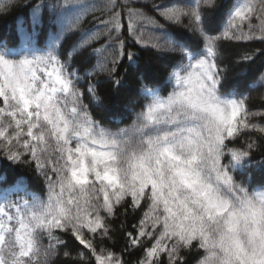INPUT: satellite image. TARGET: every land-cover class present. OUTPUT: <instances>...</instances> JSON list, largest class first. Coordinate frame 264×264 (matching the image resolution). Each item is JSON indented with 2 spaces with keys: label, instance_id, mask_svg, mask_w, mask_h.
Returning a JSON list of instances; mask_svg holds the SVG:
<instances>
[{
  "label": "snow or ice",
  "instance_id": "obj_1",
  "mask_svg": "<svg viewBox=\"0 0 264 264\" xmlns=\"http://www.w3.org/2000/svg\"><path fill=\"white\" fill-rule=\"evenodd\" d=\"M218 7L216 0L153 3L167 25L187 20L193 42L167 31L138 0H55L33 8L32 33L18 26V47L0 41V157L33 164L46 184L42 196L23 178L8 184L0 175V264H52L67 244L59 233L82 246L81 264H126L105 243L121 206L142 211L131 230L121 225L125 250L142 253L137 264H188L192 253L195 264H264V179L251 171L264 139L248 135L264 137V124L253 119L264 111L226 87L220 47L224 40L264 41V0H235L222 27L211 19ZM44 8L58 30L41 47L35 28ZM97 11L103 31L81 32L62 54L65 34ZM101 37L104 45L93 47ZM128 38L170 54L169 70L163 81L142 77L131 108L106 124L90 110L100 102L94 77L107 73L119 87L118 63H135ZM89 49L98 60L81 76L72 59ZM256 56L264 49L241 60Z\"/></svg>",
  "mask_w": 264,
  "mask_h": 264
},
{
  "label": "trees",
  "instance_id": "obj_2",
  "mask_svg": "<svg viewBox=\"0 0 264 264\" xmlns=\"http://www.w3.org/2000/svg\"><path fill=\"white\" fill-rule=\"evenodd\" d=\"M55 0H0V4L4 6V10L0 11V41H7L9 46L18 47L22 41V36L18 34V26L23 25L29 33L33 32L32 12L37 4L49 5ZM89 4L101 5L104 0H85ZM235 0H216L218 8L214 10V15L211 17L213 23L217 27H222L225 15L229 8L234 4ZM153 3L165 5L169 4L170 0H138V4L143 7V11L147 15L154 16L160 23L165 24L167 31L174 32L182 36L184 39L195 42V37L187 27V20L184 25H167L158 13L152 10ZM105 17L101 12L97 11L94 15L89 14L84 17L79 28L71 33H66L61 46V53L66 54L80 39V33L83 31L100 30L103 31L101 19ZM54 16L51 9L44 8L40 23L35 28V36L39 41V46L43 47L48 41L51 34L58 30L54 23ZM254 23L258 21L254 20ZM149 30H152L149 26ZM127 36L126 31L122 34ZM104 37H101L93 47H102L105 43ZM126 51H131L135 57V63L130 64L125 57L121 60L114 74L115 79L120 80V85L117 87L111 82L107 73H103L94 77V82L97 83V94L100 97V102H89L85 98V103H90V110L96 119H102L107 124L113 116L125 112L126 108H131L134 101L137 99V92L140 86L141 78H146L145 83L151 81H163L168 73V64L171 59L170 54L158 52L151 47L136 44L130 38L126 39ZM222 51V60L226 67L227 81L226 87L234 88L239 93L249 97L248 106L253 111H264V56H256L252 61H242L241 57L245 53H255L258 50L264 49V41H234L224 40L220 44ZM92 49L87 52L77 54L72 59L73 66L80 71L81 76L85 71L93 68L98 58L91 55ZM114 51L109 49L106 56L111 59ZM139 110V109H137ZM132 114L128 112V119L124 124L131 123ZM256 122L264 124V117H254ZM124 124L119 125L123 127ZM109 127H117L115 124H108ZM253 139L262 140L264 137L259 133H249ZM243 139L237 141V146L243 144ZM264 162V147L254 150L252 155L251 171L257 180L264 179V169L261 168V163ZM0 175L7 176V183L11 184L16 178H23L30 190L44 195L46 193V184L44 177L37 173L35 166L29 163L12 164L9 161L0 157ZM142 216L141 210L135 212L128 208L125 212V207L121 206L117 210V215L111 219L112 239L106 240L105 243L113 248L118 254H123L126 264H137V260L142 253L137 248L129 247L125 250L126 238L123 234L121 225H125L131 230V226L138 223ZM67 241L64 248L61 249L60 255L56 257L52 264H81L76 259V254L81 250L74 239L65 233H59ZM44 244H47L45 239ZM69 252V256L63 255L64 251ZM195 253L188 255V264H195Z\"/></svg>",
  "mask_w": 264,
  "mask_h": 264
}]
</instances>
